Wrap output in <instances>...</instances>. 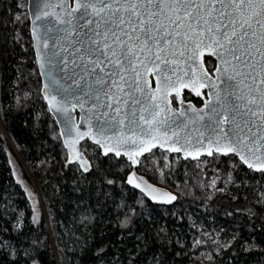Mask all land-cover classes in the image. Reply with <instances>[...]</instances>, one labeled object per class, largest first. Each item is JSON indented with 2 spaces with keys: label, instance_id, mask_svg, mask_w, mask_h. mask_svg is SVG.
I'll use <instances>...</instances> for the list:
<instances>
[{
  "label": "trees",
  "instance_id": "trees-1",
  "mask_svg": "<svg viewBox=\"0 0 264 264\" xmlns=\"http://www.w3.org/2000/svg\"><path fill=\"white\" fill-rule=\"evenodd\" d=\"M25 7L0 0V118L31 176L16 179L0 123V264H264V174L236 156L184 160L156 148L139 158V175L177 195L171 206L131 189V164L88 139L80 149L90 171L67 162L41 96ZM182 99L202 102L188 92ZM30 181L50 226L34 219Z\"/></svg>",
  "mask_w": 264,
  "mask_h": 264
},
{
  "label": "snow or ice",
  "instance_id": "snow-or-ice-1",
  "mask_svg": "<svg viewBox=\"0 0 264 264\" xmlns=\"http://www.w3.org/2000/svg\"><path fill=\"white\" fill-rule=\"evenodd\" d=\"M58 6L67 19L49 11L54 7L50 0H33L32 24L47 21L40 25L43 47L51 40L61 52L72 48L71 63L92 80L85 95L94 99L93 109H106L95 116L96 142L106 148L105 154L115 150L119 156L120 148L131 144L126 154L135 163V155L168 145L169 151H183L185 158L193 152V159L201 152L232 154L264 174V0H76L75 8ZM39 30L33 27L34 33ZM74 34L75 43L57 44ZM205 53L221 61L216 81L202 68L197 76L193 67ZM57 56L55 50L49 56L52 68L69 62ZM149 74L156 78L155 92H145ZM50 80L55 94L46 98L56 111L66 112L56 95L67 89L54 74ZM188 84L197 95L199 88L209 87L207 110L193 108L194 116L178 123L164 101L177 85ZM158 92L163 93L159 98ZM189 125L191 131H185ZM113 139L115 148L106 143Z\"/></svg>",
  "mask_w": 264,
  "mask_h": 264
},
{
  "label": "water",
  "instance_id": "water-1",
  "mask_svg": "<svg viewBox=\"0 0 264 264\" xmlns=\"http://www.w3.org/2000/svg\"><path fill=\"white\" fill-rule=\"evenodd\" d=\"M50 3L54 6L49 9V11L52 12H58L63 15L64 19H67V15L65 13L61 12V8L58 6L59 4L63 3L65 7L67 8H75L76 6V0H50ZM33 0H26V12L28 16L29 21V31H30V37L32 40V47L34 51V57H35V63L38 70V75L40 77L41 81V96L46 104L47 110L54 120L56 127L58 129V135L61 139V143L63 148L66 150L67 153V162L71 164H75L78 169L82 173H87L90 171V163L87 157L84 155V153L80 149V143L86 139H88L93 145L97 146L101 154L103 156L112 155L116 158H119L120 156L124 157L133 167V170L127 175L126 183L127 185L140 193L144 196V198L154 205H161V206H171L177 201V195L173 192H171L169 189L159 187L148 181L144 176L139 175L135 168L138 165V159L142 156L150 153L152 150L158 148L163 152H167L169 154H176L180 155V157L184 160H197L201 157H211L213 154L225 156L220 153H217L213 151V154L211 156L207 155L206 152H201L196 159L192 158V155H196L195 152L192 153V155H189L187 158H185V154L183 151L180 152H174L168 150V145H164L163 147L157 144L156 147H153L151 151L144 152L143 155H135V163L133 160L129 159L128 155L126 154L127 151L132 150L131 144L123 145L120 148L121 154L119 156L116 155L115 150L107 151V154H105L106 148L102 147L100 143H97L96 140L99 139L97 135L96 130V120L95 116L99 115L101 111H105L106 109H93V104L95 103L94 99L91 98L90 95H85L86 93H90V85H92V80H90L87 76L86 72H83L81 68H76L72 63L71 60L74 58L72 56V48H68L67 51L61 52L59 47L53 46V41L49 40V47L45 49L43 47V29L40 28V25L42 23H47V21H37L35 25L32 24V20L34 19V11H33ZM49 19H53L49 17ZM53 23H55V20L53 19ZM60 28H64L65 25H58ZM33 27L39 28V33L36 34L33 32ZM37 35L41 37V39H37ZM77 40V36L74 34L71 37L68 38L67 41H57V44H68V43H75ZM55 50L58 53V56L56 57L57 60H61V58H67L69 61L67 64H64L63 62L59 63L57 67L52 68L49 64V56L51 55V52ZM206 57H209L215 62V68L214 70L209 73L205 67L204 59ZM43 58V59H42ZM77 63L79 64L80 61L77 60ZM191 63V61H189ZM197 76L201 74V68L205 73H207V77L210 78L211 81H216L217 77L220 75V72L218 69L222 68L221 61L216 56H208L207 53L204 54L202 58L198 57L195 64L193 65ZM63 69V70H62ZM187 70V69H186ZM82 74L85 76L84 80H79L78 75ZM50 74H54L56 76V79L59 81V84L62 89H67L66 92H63L62 95L57 94L56 95V103L59 105H66L67 111H56L54 107L50 104V100L46 98V96H51L55 94L54 86L51 83L50 80ZM191 73L189 76H184L183 79L185 82H187L190 78ZM63 77V79H61ZM148 84L144 86L145 92H155L156 91V78L153 74H149L146 77ZM77 81L79 83V87H77ZM48 86L46 89L45 86ZM69 85L71 87L69 88ZM197 87L199 88V84H197ZM177 89L179 90V95H177ZM177 89H173L170 91L167 95L166 101H164V104L170 108L172 111L169 113V116L172 120H176L179 122H187V118H192L194 116V113L191 111V109H196L197 111L201 110H207L204 108L206 102L210 98L209 93L210 89L207 85H205L203 88H199L200 95L196 94V91L193 90V87L191 84H188L187 86H181L177 85ZM202 91H205L206 98L203 101L202 105L200 107L196 106L192 102H185L182 101V95L184 92H188L192 94L193 96H203ZM79 93V96L75 95ZM157 97L159 98L163 93H156ZM172 99H174L177 102V106H174L172 103ZM215 103V101H213ZM81 103H83V108H81ZM115 106V105H114ZM181 112L184 113V115H181ZM192 125H189L188 129L185 131H191ZM125 131H127L125 129ZM77 132L84 133L85 135L77 136ZM111 135V133H109ZM184 133H181V136H183ZM195 133H193V142H194ZM107 144H110L115 148V139L109 140L106 142ZM232 155V154H229ZM237 159L240 161L239 157ZM245 167V165L242 161H240ZM248 168V167H247ZM252 170V169H251ZM255 172L254 170H252ZM258 173V172H256ZM131 181V182H129ZM138 185V186H137ZM166 194V195H165ZM170 197H175L173 200H169Z\"/></svg>",
  "mask_w": 264,
  "mask_h": 264
},
{
  "label": "rangeland",
  "instance_id": "rangeland-1",
  "mask_svg": "<svg viewBox=\"0 0 264 264\" xmlns=\"http://www.w3.org/2000/svg\"><path fill=\"white\" fill-rule=\"evenodd\" d=\"M0 123H1V125L3 127L4 135H5V137H7V142H8L9 147L15 153V156H17V158H18V160H16V158H15L14 160L12 159V161H11L12 168H13V173H14V175H15V177H16V179L18 181H21V182L25 183V178L23 176V173H25L26 176L28 174V176L31 178V176H30V168H29V166L27 164L24 163L23 160H21L20 154H19V150H18L17 146L13 143V141L10 138L9 134L6 132L1 118H0ZM10 157H11V155H10ZM28 176H27V178H28ZM30 183H32V184H30ZM30 183L29 184L31 185V189L34 192V196L32 197L33 198L32 199V204H33V208H34V211H35L34 219L37 220V219H39L40 215H43V217H44V219L46 221V225L50 226V217H49V214L47 212L46 206H45L42 198L39 195V192L37 190V185L33 181L32 182L30 181Z\"/></svg>",
  "mask_w": 264,
  "mask_h": 264
},
{
  "label": "flooded vegetation",
  "instance_id": "flooded-vegetation-1",
  "mask_svg": "<svg viewBox=\"0 0 264 264\" xmlns=\"http://www.w3.org/2000/svg\"><path fill=\"white\" fill-rule=\"evenodd\" d=\"M204 64H205V67H206V69H207V71L209 72V73H211L213 70H214V66H215V62L212 60V59H210L209 57H206L205 59H204ZM192 95V94H191ZM202 97L201 96H194V97H199L201 100H202V102H201V104L200 105H196V106H198V107H200L201 105H202V103H203V101L205 100V98H206V93H205V91H202ZM193 96V95H192ZM182 97H183V95H182ZM173 102H175V104L173 103ZM185 102H189V101H185ZM191 102V101H190ZM172 103H173V105L174 106H177V102L174 100V99H172ZM193 103V102H192ZM194 104V103H193Z\"/></svg>",
  "mask_w": 264,
  "mask_h": 264
}]
</instances>
